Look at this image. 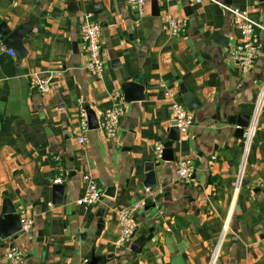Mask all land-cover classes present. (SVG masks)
I'll use <instances>...</instances> for the list:
<instances>
[{"label":"crops","instance_id":"obj_1","mask_svg":"<svg viewBox=\"0 0 264 264\" xmlns=\"http://www.w3.org/2000/svg\"><path fill=\"white\" fill-rule=\"evenodd\" d=\"M217 1L264 26V0ZM169 17L186 20L185 31L170 36ZM1 22L31 28L21 57L0 44V219L7 202L33 224L0 238V264L11 249L23 264H264V104L249 138L236 123L254 113L264 32L243 74L227 54L241 38L231 14L205 0H146L142 14L123 0H0ZM83 22L100 26L98 79L85 69ZM38 80L50 84L42 95ZM128 83L141 87L142 100L125 99ZM118 93L115 138L89 129L79 145V109L99 120ZM172 103L192 114L191 127L173 143V162L155 161ZM179 159L192 162L189 184L176 175ZM84 174L101 192L97 205L77 203ZM132 204L140 206L136 230L120 246L115 212Z\"/></svg>","mask_w":264,"mask_h":264},{"label":"built area","instance_id":"obj_2","mask_svg":"<svg viewBox=\"0 0 264 264\" xmlns=\"http://www.w3.org/2000/svg\"><path fill=\"white\" fill-rule=\"evenodd\" d=\"M129 7L137 9L140 14L143 12V7L146 0H123ZM156 2H169L173 0H155ZM194 4H200L204 0H191ZM212 3H216L223 10L231 14L233 19L234 28L239 32L241 38L240 41L227 51L229 59L236 63L241 72L246 74L248 70L255 64L261 49H260V38L261 32H264V26L259 22L249 18L246 12L239 10L236 7H231L225 3L217 0H205ZM187 26L186 20H177L173 17L167 18V28L169 35L172 37L178 36L185 31ZM100 26L92 22H83L79 27V38L84 46V50L87 56V62L85 69L88 74L98 79L104 68V56L102 47L100 44ZM0 44L2 40L0 38ZM11 56L14 54L9 51ZM35 89L41 95L49 90L50 84L48 80H38L34 82ZM117 103L111 108L104 111L98 120V130L102 132L108 140L115 138L118 125L119 117L122 114L121 109V95L118 93L114 96ZM264 104V78L260 81L257 98L255 103L254 113L251 117L249 125L245 131V136L249 138L252 135L253 124L255 117L258 116L262 106ZM172 112V122L175 124L179 133L186 134L192 123V114L188 112L183 106L172 103L170 106ZM79 130L80 135L77 137V143L81 146L87 145L86 133L89 130L86 109H79ZM164 151V143H157L154 148V159L155 161H162ZM212 160L215 157L211 158ZM176 175L178 179L189 184L193 180V166L189 159H179L176 161ZM85 185L84 196L78 200V204L85 206H94L101 201V192L97 188L95 182L88 174H84L82 177ZM257 187L264 191V181L258 182ZM148 191V189H146ZM138 204H132L129 206H122L115 212V219L119 229V236L117 244L120 246L129 245L133 234L136 230V224L134 222V214L139 209ZM32 219L28 216H22L20 218L21 229L20 232L26 233L32 227ZM6 260L9 264H23V256L16 250L11 249L7 255Z\"/></svg>","mask_w":264,"mask_h":264},{"label":"water","instance_id":"obj_3","mask_svg":"<svg viewBox=\"0 0 264 264\" xmlns=\"http://www.w3.org/2000/svg\"><path fill=\"white\" fill-rule=\"evenodd\" d=\"M31 28V22H27L18 26L13 31H10L5 22L0 23V35L1 39H3L5 45L8 48H11L15 51V53L21 57L25 54L24 48L22 46V39L28 34ZM141 87L137 85V83H128L123 87V91L125 93V99L127 101H140L143 99V95L141 94ZM87 122L89 129H98V120L95 118L93 112L87 111ZM231 121H233L231 119ZM250 118L245 117L242 119L241 117L237 118V125L240 129L239 133L242 134L243 130L248 127ZM179 130L172 123L171 128L169 130V136L166 142H164V151L162 160L166 162H173L174 155L172 145L174 142L179 141ZM155 174L154 172H150L147 176L146 186H151L155 183L154 180ZM56 190L61 192L62 186H56ZM4 212L0 219V238L6 239L9 237L16 238L17 234L20 232L21 225H20V218L19 215L16 213V210L13 207H9L8 203L6 202L4 205ZM100 228V226L98 227ZM98 258H92L89 264H96L98 262Z\"/></svg>","mask_w":264,"mask_h":264}]
</instances>
